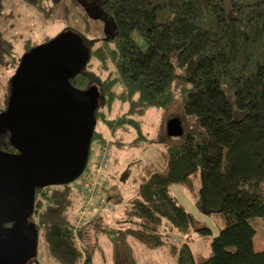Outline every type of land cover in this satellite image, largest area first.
I'll use <instances>...</instances> for the list:
<instances>
[{
    "label": "trees",
    "instance_id": "obj_1",
    "mask_svg": "<svg viewBox=\"0 0 264 264\" xmlns=\"http://www.w3.org/2000/svg\"><path fill=\"white\" fill-rule=\"evenodd\" d=\"M19 1L45 14L61 2ZM5 2L0 0V22ZM89 4L112 30L94 44L77 34L90 57L70 83L99 90L95 117L106 127L104 135L95 128L92 143L139 147L151 140L143 135L142 116L150 109L168 112L177 101L183 117L170 120H181L184 135L163 138L158 159L138 164L135 190L114 224L97 214L76 226L82 211L91 209L81 187L85 208L75 206L71 184L37 188L30 220L39 234L44 230L48 256L56 264H93L97 238L108 233L116 264H137L131 240L162 250L173 264H264L254 241L264 237V0H86L81 7ZM13 49L0 26V73L19 66ZM95 62L105 79L92 69ZM11 79L0 82V110L8 108ZM116 103L126 108L113 114ZM0 150L15 152L7 135ZM95 159L84 173H93ZM101 177L112 178L111 162ZM173 184L184 186L199 210L216 220L218 236L179 204ZM96 196L100 206L121 200L111 193L101 203L107 197L100 189ZM174 231L181 233V245L174 244ZM195 238L211 240L209 255L193 252ZM37 258L27 264H38Z\"/></svg>",
    "mask_w": 264,
    "mask_h": 264
},
{
    "label": "water",
    "instance_id": "obj_2",
    "mask_svg": "<svg viewBox=\"0 0 264 264\" xmlns=\"http://www.w3.org/2000/svg\"><path fill=\"white\" fill-rule=\"evenodd\" d=\"M89 57L82 38L68 31L26 53L11 79L0 135L9 133L18 153L0 150V264L37 257L39 231L30 220L36 189L69 185L86 169L100 92L76 89L70 80ZM166 131L181 138V120L171 119Z\"/></svg>",
    "mask_w": 264,
    "mask_h": 264
},
{
    "label": "rangeland",
    "instance_id": "obj_3",
    "mask_svg": "<svg viewBox=\"0 0 264 264\" xmlns=\"http://www.w3.org/2000/svg\"><path fill=\"white\" fill-rule=\"evenodd\" d=\"M86 0H61L59 4L49 10L48 14L44 11L39 10L35 7L29 6L22 3L19 0H6L5 9L3 11L2 20L0 26L4 32L5 38L10 41L14 47L13 56L15 60H20L27 51L28 46H41L46 44L48 41L65 32L71 31L75 34H81L82 37L87 41L94 42L96 39L109 38L111 36V28L107 21L99 22L100 11L94 9V5H86L85 10L81 7L84 5ZM81 3V5H77ZM83 13H87V18ZM88 29V30H87ZM94 44V43H93ZM91 64L92 61H91ZM18 67L8 69L0 73V82L7 84L8 81L13 77ZM93 70L101 73L103 79L106 78L107 72L102 71L99 63L95 62ZM3 88L0 87V107L1 105V94ZM117 109L114 110L113 114L118 111L124 110L126 106L116 103ZM168 112L161 109H150L141 118L142 132L147 139L139 147L133 149L124 147L125 150H120L115 147H107L111 155V174L112 178L105 180L103 177H93V180H97L100 189L101 196L110 197L111 193L119 194L121 200L119 202H111L100 206L96 204V200L90 201L92 204L88 205L89 208L95 206L102 209L103 215H105L106 221L116 222L117 220L113 216L122 210L127 202L128 198L133 194L135 190V178L140 172V166L138 164L150 160H156L159 157V149L163 148V138L168 139V133H166V127L170 121L171 116H176L182 119V105L179 101L174 103L170 107ZM112 116V115H111ZM114 117V116H113ZM175 118V117H173ZM191 123V122H189ZM191 128L192 125H187ZM96 131L101 134H105L106 127L99 122L96 126ZM137 136L134 133V138ZM156 139H160L156 141ZM179 139V138H177ZM156 143V144H146ZM104 145H96L95 141L91 146V155L89 162L92 164L93 158L97 155H101ZM106 147V146H104ZM134 163V165H132ZM129 171V172H127ZM88 171L85 172L80 178L71 183L73 189L74 203L76 207H86V202H89L83 195L85 200L79 198L80 183L86 180ZM101 177V178H100ZM70 185V184H69ZM199 185V184H198ZM104 188V189H103ZM171 194L175 196L180 205H182L188 212L193 214L198 220L208 226L212 232L213 237H216L220 233V228L216 220L202 213L196 205V200L192 193H190L184 186L180 184L171 185ZM77 195V197H76ZM107 197V198H108ZM95 197H92L93 199ZM106 199V198H105ZM107 200V199H106ZM112 208H115V213H112ZM79 210H75L72 213V217L77 219L74 213ZM94 212V211H91ZM81 213V211L79 212ZM87 214V210L82 211V214ZM86 218H90L86 216ZM118 219V218H117ZM113 238V236H112ZM172 240L174 244H182V235L177 231L173 232ZM96 244V250H93V264H116L112 256V244L111 237L108 233H101L98 236ZM255 249L257 252L264 251V237L257 235L255 237ZM192 250L195 253H201L203 255H209L211 252L210 241L195 238L192 242ZM135 261L137 264H173V259L168 257L162 250H155L145 248L143 245L135 240H131ZM38 264H56L48 256L47 246L45 243L44 230L40 231L39 234V247H38Z\"/></svg>",
    "mask_w": 264,
    "mask_h": 264
},
{
    "label": "built area",
    "instance_id": "obj_4",
    "mask_svg": "<svg viewBox=\"0 0 264 264\" xmlns=\"http://www.w3.org/2000/svg\"><path fill=\"white\" fill-rule=\"evenodd\" d=\"M103 148V152L101 155H97L95 161H96V168L93 171V173L88 174L86 180L82 181V183H80V187L81 189L85 192V197L87 198V200L90 202L93 199H91L92 197H97L96 194L98 192V188H97V180H93V177H98L101 176L103 171L105 172V174L108 171V168L110 166V162H111V155L110 152L108 151L107 147H102ZM93 176V177H92ZM107 199V200H106ZM103 198L101 200V203H106L109 201L108 198ZM85 214H82V216L78 217V221L76 222V226L79 227L81 225H83L85 223Z\"/></svg>",
    "mask_w": 264,
    "mask_h": 264
},
{
    "label": "crops",
    "instance_id": "obj_5",
    "mask_svg": "<svg viewBox=\"0 0 264 264\" xmlns=\"http://www.w3.org/2000/svg\"><path fill=\"white\" fill-rule=\"evenodd\" d=\"M77 197V196H76ZM92 204V203H91ZM90 204V205H91ZM115 208H112V206H111V211H112V213H115V210H114ZM91 211H94V212H91ZM120 212L117 214V215H115V216H113V218L114 219H116L117 221L116 222H118L119 220H120V218L122 217V215H121V213H122V210H119ZM102 212V209L101 208H99V207H97V206H95V207H93L92 209H90L89 210V212H87V214H86V216H88V217H93V215H97V216H99V215H103V213H101ZM118 218V219H117ZM88 218H86V220H87ZM113 222V223H112ZM113 219H112V221L110 220V221H108V223H112V224H114V223H116ZM93 239V238H92ZM98 239V238H97Z\"/></svg>",
    "mask_w": 264,
    "mask_h": 264
},
{
    "label": "flooded vegetation",
    "instance_id": "obj_6",
    "mask_svg": "<svg viewBox=\"0 0 264 264\" xmlns=\"http://www.w3.org/2000/svg\"><path fill=\"white\" fill-rule=\"evenodd\" d=\"M7 109V108H6ZM6 109H4V110H0V113L1 112H4ZM8 136V139H9V141H10V134L9 133H6V134H4V135H0V139L2 138V137H4V136ZM15 153H18L17 152V150L15 149V152H13V154H15ZM35 206H36V202H35Z\"/></svg>",
    "mask_w": 264,
    "mask_h": 264
}]
</instances>
